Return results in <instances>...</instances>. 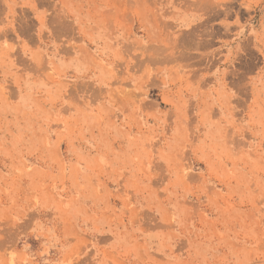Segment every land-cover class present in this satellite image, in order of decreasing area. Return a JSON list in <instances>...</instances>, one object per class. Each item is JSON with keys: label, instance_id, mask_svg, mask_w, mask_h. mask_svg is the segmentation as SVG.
<instances>
[{"label": "rangeland", "instance_id": "1", "mask_svg": "<svg viewBox=\"0 0 264 264\" xmlns=\"http://www.w3.org/2000/svg\"><path fill=\"white\" fill-rule=\"evenodd\" d=\"M0 264H264V0H0Z\"/></svg>", "mask_w": 264, "mask_h": 264}]
</instances>
